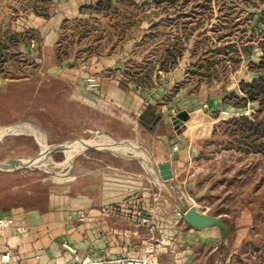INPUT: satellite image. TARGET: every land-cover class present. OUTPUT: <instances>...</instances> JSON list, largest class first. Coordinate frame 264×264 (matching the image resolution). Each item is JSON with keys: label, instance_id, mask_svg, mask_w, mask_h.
Returning <instances> with one entry per match:
<instances>
[{"label": "rangeland", "instance_id": "rangeland-1", "mask_svg": "<svg viewBox=\"0 0 264 264\" xmlns=\"http://www.w3.org/2000/svg\"><path fill=\"white\" fill-rule=\"evenodd\" d=\"M52 1L48 9L50 17L64 0ZM135 1L141 5L134 15L135 21L141 16L156 14L132 24L117 22L112 16L93 15L97 19L96 27L93 26L96 29L85 31L81 39L78 32L82 24L72 23L63 31L59 26L53 30L52 42L46 43L37 19L42 20L41 25L46 18L19 10L18 16L11 19L12 30L32 29L34 37L13 51L16 58L0 72V165L11 168L23 164L16 169H0V191L30 190L40 184L41 198L52 185L67 182L76 165L84 167L86 155L90 162L95 151L108 149L128 154L137 150L139 154L133 155L140 156L143 164L139 167L135 163L127 168L129 172H125L123 179L133 180L128 175L137 168L149 180L158 178L164 184L161 195L179 220L184 221L179 205H194L200 213L220 216L234 236L237 233L245 235L238 247L240 263L264 264V150L244 153L236 149L235 137L228 134L229 130L238 128L229 122L233 114L226 108L221 109L220 114L200 111L215 120L216 133L212 136L211 131L208 137L196 140L199 152L180 166L173 179L162 180L159 164L150 162L145 152L142 144L145 142L141 143L140 138L133 140L138 129L136 125L133 127L138 121L136 116L144 103H156L158 92L155 90L167 88L164 97L150 105V110L165 102H174L176 98L180 102L181 108L170 107L161 113L163 116L178 115L179 120L173 124L180 142L185 141L183 138L190 139V133L185 130L194 105L208 103L210 97L221 94L218 85L201 84L196 92L193 84L187 85L185 90L184 86H178L179 82L168 83L171 79L157 70L158 52L176 37L181 38L184 26L189 28L197 20L207 26L215 19L222 20L228 12L234 23H239L232 28V40L242 34L241 30H246L245 38L250 34L258 39L260 32H264V23L259 21L264 2L210 0L208 6L203 7V0L163 2L159 6L153 0ZM27 6L29 9V3ZM249 12L255 13L250 22L247 21ZM161 18L168 20L158 29L163 36H147L149 20ZM90 24L87 25L91 28ZM119 31L125 32V36L117 35ZM194 38L195 35L189 42H183L186 49L177 67L185 69L190 62L189 50ZM259 52V49L253 50V58L250 55L251 58L245 60L256 62ZM134 71L140 74L135 75ZM246 73L244 64L237 78L246 79ZM89 75L99 80L97 92L86 87ZM140 76L143 77L141 81ZM116 86L126 91L125 101L115 99L110 92ZM57 145L61 147L55 149ZM174 145L180 147L177 143ZM39 158V164H32Z\"/></svg>", "mask_w": 264, "mask_h": 264}, {"label": "crops", "instance_id": "crops-1", "mask_svg": "<svg viewBox=\"0 0 264 264\" xmlns=\"http://www.w3.org/2000/svg\"><path fill=\"white\" fill-rule=\"evenodd\" d=\"M93 1L64 0L58 4L56 13L41 25L42 20L37 18L45 42H52L53 30L65 18L78 16L79 7ZM184 70L176 66L164 75L171 79L168 83L173 84L183 80ZM256 75L247 70L246 79H242L250 81ZM184 89L187 90V86ZM155 91L160 93L155 94L157 103L167 88ZM110 92L115 99L125 101L126 91L116 86ZM221 94L210 97L208 103L194 105L185 130L190 133V139L183 138L184 142H180L173 124L179 120L178 115L161 114L170 107L181 108L177 98L151 110L150 105L156 103H144L133 125L138 128L133 140L140 138L141 143L145 142L142 144L150 162L160 165L168 161L173 179L180 166L199 152L196 140L208 137L213 129L215 120L200 111L220 114L221 109L226 108L229 114L236 115L255 108V104H249L246 109L224 104ZM175 143L180 147L173 150ZM133 153L138 155L139 151L133 150ZM133 153L104 149L91 154L90 162L86 155L84 167L76 165L67 182L52 185L41 198L40 184L30 190L0 191V217L15 221V225L0 228V264H4L1 255L6 251L9 252L8 264H121L119 259L142 256L147 244L156 246L158 264H242L238 247L245 235L234 236L226 225L230 243L223 246L215 226L196 229L179 220L161 195L164 184L158 178L149 180L139 168L128 175L133 180L122 178L129 172L127 168L135 163L139 167L143 164L141 157ZM63 243L74 247L76 252L68 251Z\"/></svg>", "mask_w": 264, "mask_h": 264}, {"label": "trees", "instance_id": "trees-1", "mask_svg": "<svg viewBox=\"0 0 264 264\" xmlns=\"http://www.w3.org/2000/svg\"><path fill=\"white\" fill-rule=\"evenodd\" d=\"M153 1L159 6L163 2L175 4L177 2L186 3L188 0ZM260 1L264 2V0ZM28 3L30 5L29 9ZM52 3V0H30L28 2L26 0H0V72L9 61L16 58L17 55L13 51H17L20 44H28L30 39L34 37L31 35L33 33L32 29L12 30L11 19L18 16L19 10L22 12L31 11L48 19L50 17L48 9ZM208 3H210V0H203L201 5L207 7ZM138 7H141V5L135 0H95L79 7V15L87 14L91 17L65 18L61 22L59 30H65L72 23L82 24V30L78 32L81 39V36L87 31L96 29L94 27H96L95 22L97 19L93 15L112 16L111 19L117 18L115 19L117 22L132 24L156 14L153 12L151 15L141 16L135 21L134 15ZM263 12L264 9L261 10L262 14L259 18L262 23H264ZM254 15V12H249L247 21L250 22ZM167 21V18H161L157 21L154 19L149 20L150 26L146 35L154 38L163 36L158 29ZM89 22L91 28L87 25ZM238 24V22L234 23L230 12L225 14V18H222V20L215 19L207 26L204 25L202 20H197L196 24L189 28L184 26L182 37H176L172 43L158 52L159 56L155 62L158 71L168 72L174 69L179 60L184 57L186 48L183 46V42H189L190 38L195 35L189 50L190 62L185 68L184 78L178 86L185 87L193 84L195 85L194 91L197 92L201 84L207 87L218 85L219 90L223 93L222 103L245 109L249 104H255V108L233 115L230 118L229 122L233 124L232 126H238V128L229 130L228 134L235 137L233 143L236 149L241 152H262L264 142H260V140H264V35H262L264 32H260L258 39H254V36L250 34L245 38L246 30H241L242 34H238L235 40H232L231 37L234 35L232 28H236ZM253 29L256 30L257 28L253 27ZM117 35L120 37L125 36V32L119 31ZM254 49L261 51L259 59L256 62L246 61L245 58L250 56ZM244 64L248 71L257 73L250 81L237 78L236 74L243 68ZM134 73L139 75L140 71H134ZM142 78V76L139 77L140 81ZM216 130L217 128L214 126L212 136L215 135Z\"/></svg>", "mask_w": 264, "mask_h": 264}, {"label": "water", "instance_id": "water-1", "mask_svg": "<svg viewBox=\"0 0 264 264\" xmlns=\"http://www.w3.org/2000/svg\"><path fill=\"white\" fill-rule=\"evenodd\" d=\"M158 168L162 180H167L172 177L169 163L160 164L158 165ZM179 209L182 211L183 220L191 227L200 229L215 226L219 231L222 245H229L230 240L228 236V230L223 218L220 216L200 213L194 205H188L187 207L179 205Z\"/></svg>", "mask_w": 264, "mask_h": 264}, {"label": "built area", "instance_id": "built-area-1", "mask_svg": "<svg viewBox=\"0 0 264 264\" xmlns=\"http://www.w3.org/2000/svg\"><path fill=\"white\" fill-rule=\"evenodd\" d=\"M86 85L89 91L97 92L100 83L98 78H96L93 75H89L86 77ZM172 149L176 150L177 146L173 145ZM11 225H15V221L12 218L0 217V228H5ZM20 230H24V229L20 227ZM63 246L72 253L76 252L75 248L67 243H63ZM156 254H157L156 246L154 244H147L143 250L142 256H140L139 258L128 259V260L119 259L118 262H120L121 264H158ZM8 259H9V252L6 251L1 255V260L4 262V264H8Z\"/></svg>", "mask_w": 264, "mask_h": 264}, {"label": "bare ground", "instance_id": "bare-ground-1", "mask_svg": "<svg viewBox=\"0 0 264 264\" xmlns=\"http://www.w3.org/2000/svg\"><path fill=\"white\" fill-rule=\"evenodd\" d=\"M91 138H94V137H90L89 139H91ZM85 143H86V145L87 146H91V144H89L87 141H85ZM61 147V145H57V146H55L54 148L55 149H58V148H60ZM39 162H40V158L39 159H37L36 161H34V162H32V164H34V165H36L37 163L39 164ZM21 166H23V164H21V165H17V166H12L11 168L10 167H6V166H2V165H0V169H3V170H11V169H16V168H19V167H21Z\"/></svg>", "mask_w": 264, "mask_h": 264}]
</instances>
